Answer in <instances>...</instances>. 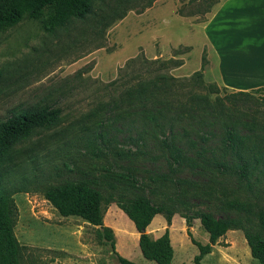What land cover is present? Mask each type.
Masks as SVG:
<instances>
[{
    "label": "rangeland",
    "instance_id": "obj_1",
    "mask_svg": "<svg viewBox=\"0 0 264 264\" xmlns=\"http://www.w3.org/2000/svg\"><path fill=\"white\" fill-rule=\"evenodd\" d=\"M217 2L104 0L96 5L95 15L85 21L72 20L65 27L49 28L47 15L39 19L25 16L15 26L0 32V121L14 111L35 106H54L62 111L56 127L36 132L12 151L8 166H12V171L5 178V187L8 191H19L12 196L19 264H119L102 227L92 226L78 217H62L44 199L43 192L73 183L95 187L93 180L100 174L94 169L106 160L86 154L87 139L80 133V126L90 112L116 98L118 90L112 85L114 82H119L118 86L159 70L158 65L147 67L142 59L166 62L159 68L180 80L201 72L204 85H216L220 97L232 92L225 91L217 82L220 72L210 43L217 33L215 23L208 30L203 28ZM224 17L221 15L219 20ZM223 28L219 31H233L232 26ZM131 61L135 63L127 69ZM124 72L125 77L120 78ZM189 88L196 86L190 83ZM209 97L214 99L216 95ZM227 105L247 111L244 119H251L264 108V92ZM114 127L119 129L112 132L118 142L133 134L127 133L120 122ZM217 135L209 140L208 147L218 145ZM149 151L147 157L134 161L131 167L139 169L144 177L155 173L172 177L164 163L151 156L155 151ZM116 162L129 166L127 160ZM175 178L181 181L182 190L176 191L174 183H167L163 193L177 197L180 212L173 215L170 226L158 215L149 228L152 238L168 228L175 249L172 264H193L198 254L181 218L185 205H194L216 219H244L243 213L230 210L222 205V200L247 203L251 206L247 215L251 222L247 226L253 232L259 231L258 212L264 211L262 175L255 174L248 183L231 175H196L189 171L178 173ZM104 209L103 227L112 230L116 252L136 264H154L142 257L139 235L125 214L113 203L104 205ZM190 232L195 241L208 243V235L199 220H193ZM201 264L259 263L251 257L244 233L229 230Z\"/></svg>",
    "mask_w": 264,
    "mask_h": 264
},
{
    "label": "trees",
    "instance_id": "obj_2",
    "mask_svg": "<svg viewBox=\"0 0 264 264\" xmlns=\"http://www.w3.org/2000/svg\"><path fill=\"white\" fill-rule=\"evenodd\" d=\"M103 2L0 0V32L15 26L25 16L39 19L47 15L49 28H62L72 20L85 21L95 15L96 5ZM123 16L124 13L119 17ZM134 63L131 61L127 69ZM142 63L148 64L147 67L166 65L158 60L142 59ZM204 65L205 58L202 57V67ZM159 67V70L139 75L131 82L118 86L119 82H114L112 85L118 90L116 98L90 112L82 122L79 131L87 139L86 154L106 160L105 164L93 168L100 174L93 180L95 187L73 183L47 188L43 192L44 199L62 217H78L92 226L102 227L105 240L119 264L136 263L116 252L112 230L103 227L104 205L115 204L132 222L139 234L138 248L145 260L172 264L174 250L168 228L158 238H152L146 232L157 215H162L170 226L173 215L180 212L177 197L163 193L167 183H174L176 191H181V181L175 176L186 171L196 175H231L242 183H248L255 174L264 177V108L260 109V115L244 119L248 116L247 111L227 105L236 99H252L253 93L264 89L229 92L220 97L216 85H204L201 72L180 80ZM190 83L196 88H189ZM210 94L216 97L211 99ZM61 113V109L54 106H35L14 111L0 121V264H19V245L13 231L16 209L12 197L19 191H8L5 187V178L12 171V166L8 167L13 158L12 151L36 132L56 127ZM118 122L127 133L133 132L121 142L115 138L119 129L114 126ZM215 134L219 136L218 145L208 147ZM150 149L155 151L151 155L153 159L164 163L172 177L164 173L144 177L139 169L131 167L134 161L147 157ZM116 160H127L129 166L119 165ZM208 192L211 195V191ZM222 205L243 213L244 219H216L194 205H185L180 213L186 234L198 250L193 264H201L229 230H241L251 257L264 264V211L258 212L259 231L253 232L247 226L251 222L247 216L251 213L249 204L238 200L224 203L222 200ZM193 220H199L208 235L207 244L193 239L190 232Z\"/></svg>",
    "mask_w": 264,
    "mask_h": 264
},
{
    "label": "crops",
    "instance_id": "obj_3",
    "mask_svg": "<svg viewBox=\"0 0 264 264\" xmlns=\"http://www.w3.org/2000/svg\"><path fill=\"white\" fill-rule=\"evenodd\" d=\"M221 15H226L228 20L225 17L219 20ZM212 23H215L217 33L213 34V42L208 37L207 42L216 53L220 72L217 82L232 92L264 89V0H218L203 28L208 30ZM230 26L231 33L219 31Z\"/></svg>",
    "mask_w": 264,
    "mask_h": 264
}]
</instances>
